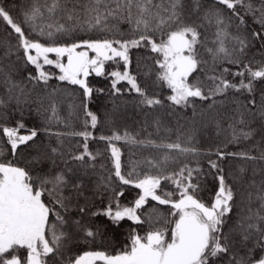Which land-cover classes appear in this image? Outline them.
<instances>
[{"label":"snow or ice","instance_id":"6c2138e0","mask_svg":"<svg viewBox=\"0 0 264 264\" xmlns=\"http://www.w3.org/2000/svg\"><path fill=\"white\" fill-rule=\"evenodd\" d=\"M0 25V264H264V0H0Z\"/></svg>","mask_w":264,"mask_h":264},{"label":"trees","instance_id":"16d2710c","mask_svg":"<svg viewBox=\"0 0 264 264\" xmlns=\"http://www.w3.org/2000/svg\"><path fill=\"white\" fill-rule=\"evenodd\" d=\"M6 2L7 3H14L15 2V3L19 4V3H22L23 0H6ZM3 34H4L3 26L0 25V35H3ZM53 71H55V70H53ZM91 79H92L93 85L105 86L107 84V81H104L101 78L93 77ZM50 83L56 84L57 82L53 80ZM60 99L64 100V109L62 110L61 114L62 115H66L67 114L66 105L68 103V98L61 97ZM91 107H92V109L94 111L98 112V114L101 117V120H103L104 119L105 108L106 107H110V103H109L108 97L107 96L99 97L98 99L95 100V102L91 105ZM131 111H132L131 107L129 106V114H131ZM28 123L31 124L32 123V119H29ZM128 123L131 124V120H129ZM101 131H105L106 132L107 129L98 128L97 129V135H99ZM199 138L201 140V147H203V148H207L209 146H213L214 147L217 143H220V142L223 141V136H221L219 138H217L215 136V129L214 128H209L206 132H201ZM244 146H246V145H242L241 147H244ZM234 147L235 146L230 147L229 150H234ZM136 191H138V190H130V191L126 192V199L127 200H131L135 196ZM206 198H208L207 194H206ZM126 230L127 229L125 227L124 231L126 232ZM118 239H119V241H123L124 236L122 235Z\"/></svg>","mask_w":264,"mask_h":264}]
</instances>
